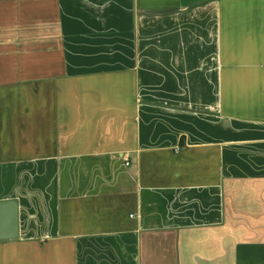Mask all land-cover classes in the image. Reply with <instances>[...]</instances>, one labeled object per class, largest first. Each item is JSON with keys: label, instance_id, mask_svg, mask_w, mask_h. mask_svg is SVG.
<instances>
[{"label": "crops", "instance_id": "1", "mask_svg": "<svg viewBox=\"0 0 264 264\" xmlns=\"http://www.w3.org/2000/svg\"><path fill=\"white\" fill-rule=\"evenodd\" d=\"M11 201L0 264H264V0H0Z\"/></svg>", "mask_w": 264, "mask_h": 264}, {"label": "water", "instance_id": "2", "mask_svg": "<svg viewBox=\"0 0 264 264\" xmlns=\"http://www.w3.org/2000/svg\"><path fill=\"white\" fill-rule=\"evenodd\" d=\"M17 238V205L0 202V241Z\"/></svg>", "mask_w": 264, "mask_h": 264}, {"label": "built area", "instance_id": "3", "mask_svg": "<svg viewBox=\"0 0 264 264\" xmlns=\"http://www.w3.org/2000/svg\"><path fill=\"white\" fill-rule=\"evenodd\" d=\"M126 165H128V163L126 162Z\"/></svg>", "mask_w": 264, "mask_h": 264}]
</instances>
